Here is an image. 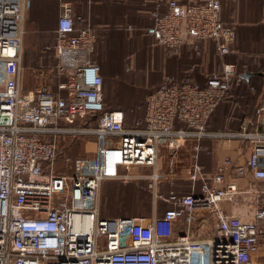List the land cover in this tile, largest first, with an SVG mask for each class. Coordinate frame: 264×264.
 Returning <instances> with one entry per match:
<instances>
[{"label":"built area","instance_id":"obj_1","mask_svg":"<svg viewBox=\"0 0 264 264\" xmlns=\"http://www.w3.org/2000/svg\"><path fill=\"white\" fill-rule=\"evenodd\" d=\"M28 6V0H0V264H256L255 247L264 240V91L237 130L211 131L209 117L231 81H240L235 65L223 63L202 84L166 75L146 95L142 118L125 124L121 109L103 111L95 30L64 1L54 41L45 46L54 64L31 69L36 79L49 72L60 79L58 89L38 81L23 92ZM220 8V0H156L147 32L174 52L186 46L199 53V43L212 40L217 53L228 54L235 31L221 21ZM67 136L94 142L92 151L73 158L70 175L53 168L58 139ZM206 138L210 172L197 163ZM221 139L248 149L232 180L216 157ZM187 140L192 160L182 164ZM144 166L152 169L154 202L168 206L154 203L145 216L102 215V183ZM248 172L258 182L249 187L256 206L246 219L224 203L245 191L239 180ZM175 177L191 181V190H158L159 179Z\"/></svg>","mask_w":264,"mask_h":264},{"label":"trees","instance_id":"obj_2","mask_svg":"<svg viewBox=\"0 0 264 264\" xmlns=\"http://www.w3.org/2000/svg\"><path fill=\"white\" fill-rule=\"evenodd\" d=\"M101 1L103 7L105 6L110 11L118 12L117 16L116 14L113 16L110 15L111 17L109 18V20L100 22V25H97L96 27L91 25L96 33L95 50L92 53V58L99 63L101 68V74L103 75V77H105V75H110L112 77L115 76L116 83L119 85L118 89L116 90V93H113L119 103H116V101L112 104L113 106H111L110 108H105L104 106L103 111L109 109H121L124 112L127 111V109H133L134 105H136V100L139 98V94L134 91V86L142 88L143 91L145 90L144 92H146V90L151 91L163 81L164 75L171 74L179 80L183 78H189L193 81L202 84L205 82L206 78L210 74L220 70H206L207 73L202 76L201 69L199 67L200 62L202 61L200 60L202 54H204L206 50L205 46V48L203 47L202 49H200V53H197L195 49L189 47L186 48L187 50H184L185 48H183L180 49L179 52H174L173 50H170L163 46L165 49L170 51V54H168V57L164 58V60L163 57H161L163 63L161 64V67H159V72L154 73L155 70L150 68L152 72L148 74V71L146 72L147 67L146 69L144 68L145 61L141 63L142 59H136L137 67L140 73L141 71H145L143 78L145 80L144 85H136L134 82L135 74L134 72H130V66L127 67V64H129L130 57L135 55L133 51L135 49V42L131 39L132 31L130 30L133 29V33H135V38H139L142 33L144 34H142L143 36H146L148 34L147 26H150L153 22V19L151 17V11L155 8L156 0H123V2H116L115 0ZM178 1L181 3H190L197 2L198 0ZM48 13L49 12L46 13V18L39 22L40 26L38 28L33 25L34 22L32 21V24L28 28V34H25V46L27 44H30V47H34L33 45L36 42L35 40L32 39L30 42H28V36L32 33L41 32L42 30H53V21L50 20L51 14ZM84 23L86 22L84 21ZM225 24L230 25L228 23ZM230 26L232 27V25ZM204 43L211 45L210 49L209 46H207V49H209V58H214L215 55L213 54H216L218 56L226 55L217 53L214 41L206 40V42ZM39 47L40 49L37 52L38 57L35 60V64L31 65V67L47 70L54 64V59L51 57L50 52L45 49L44 43H41ZM249 51L254 50L250 49L248 51H241L239 53H248L249 59L253 56L255 60L248 61V58L237 59L238 56H236V53L231 56L229 55V58H225V60L231 59L234 63H236V75L240 76V81H231L229 89L218 102V107H216L217 109L215 108L216 110L214 109L215 111H213V113L211 114V118L207 122V128L214 130H233V128H235L236 130L238 128L240 120L249 116L248 114L251 110V103L256 99L257 95L260 93L262 87L261 81H264L262 80L264 79V75L258 74V72H264V55H258L259 51L256 52L258 54H253ZM214 59L216 60V58ZM158 60L159 59H157V61ZM209 63L211 65H215L220 64L221 61L219 58V61L217 59V61H209ZM165 69H167L169 73L161 74V70L165 71ZM244 71H250L253 74L246 79L242 76V73ZM52 78L56 79V77L53 74H50L49 72L47 80H37L40 82H45L52 90L55 91V83H48V81H50V79ZM158 80H160V82L156 85V82ZM121 95L122 98L120 99L119 97ZM143 113L144 110L141 116L137 119H134L133 121L135 122L136 120H140L143 116ZM124 114L126 124V112H124ZM134 122L132 124H134Z\"/></svg>","mask_w":264,"mask_h":264},{"label":"rangeland","instance_id":"obj_3","mask_svg":"<svg viewBox=\"0 0 264 264\" xmlns=\"http://www.w3.org/2000/svg\"><path fill=\"white\" fill-rule=\"evenodd\" d=\"M148 27V26H147ZM131 32V39L132 41L135 42V49L133 50L135 53V60L134 56L130 57L129 64H127V67L130 68V72H134L135 78L134 82L136 85L143 86L145 80L144 78V73L145 71H140L138 70L137 67V60L136 59H142L141 63L145 61L144 63V68L148 71V74L152 72L151 69H154L155 72H159V67H161V64L163 63L161 60V57L164 58L168 57L167 55L170 54L167 49H165L161 44H158L154 38L151 37V35H146L143 36L142 34L140 37L135 38V33H133V29L130 30ZM28 29H26L25 34H28ZM38 33V35H37ZM35 40V44L33 45L34 47H30V44H27L26 46L24 45V40L25 36L23 39V69H22V78H21V90L23 92H26L28 90H31L34 88L36 84H38V80L33 76L32 74V67L31 65L35 64V60L38 57L37 52L40 49V44L44 43V46L52 44L54 41V33L52 29L49 30H42L41 32H35L32 33L31 35L28 36V42L31 40ZM34 42V41H33ZM209 44L206 45V50L205 53L202 54V57L200 60V69H201V74L202 76L207 73L206 70L211 71V70H218L221 69V65L223 63H233L231 59L225 60V58H229L231 55H234V53H228L223 56H218L216 54L214 58H209L208 53L209 49H207ZM251 46V45H250ZM233 48V45H232ZM25 49V50H24ZM252 50L254 51H249L252 52L253 54H258V55H264V41H260L259 43L255 44L254 47H252ZM259 51V52H258ZM50 52V51H49ZM258 52V53H256ZM200 53V52H199ZM230 55V56H229ZM249 54H240L237 53L236 56L237 59H247L248 61L255 60L254 57H250L249 59ZM159 59L157 61V59ZM220 61V64H213L211 65L209 63L213 61ZM158 63V64H157ZM208 63V65H207ZM168 65V64H167ZM214 67V68H213ZM128 69V68H127ZM150 70V71H149ZM128 71V70H127ZM163 73H169L167 69L161 70V74ZM171 73V71H170ZM171 75V74H169ZM102 79H103V103L105 108H110L113 106L112 104L115 103L116 97L114 96L113 93H116V90L118 89V84L116 83V77L115 76H106L103 77L101 74ZM166 76V75H164ZM163 76V77H164ZM146 77V76H145ZM149 78V77H147ZM47 80V79H46ZM60 81V79H59ZM58 79H50L48 83L56 85L57 87V82H59ZM160 82L158 80L156 82V85ZM41 83V82H40ZM134 84V83H133ZM134 84V85H135ZM51 86V85H50ZM50 88V87H49ZM136 93L139 94V98L136 100V105H134L133 109H127L126 116H127V122L126 124H132L134 119H137L141 116L144 108H145V98L146 95L148 94L149 90H146L144 92L142 88L134 86ZM150 92V91H149ZM120 99L122 98V95L119 97ZM121 102V101H120ZM116 103H119L117 101ZM192 141V140H191ZM191 141L187 140V146L184 147V152L185 155L187 156V159L183 161L184 163L182 164H188L190 162V159L192 160V151H191ZM210 141V140H209ZM58 144H59V154L55 158L53 162V168L55 171L60 172L62 174H71V166H72V160L75 156L85 154V152H90L94 149V142L93 140H86L82 138H76V136H67V138H59L58 139ZM211 144V141H210ZM210 144H206L210 148ZM189 150V151H188ZM204 153L207 151V148L202 150ZM219 155V154H218ZM151 168L148 166L144 167H134L131 169V175L127 179H113V180H105L100 189V212L104 216H145L149 215L152 212V209L155 206L158 207L160 210L167 207L168 205L165 203H162L160 201L154 202V195H153V189L150 184V178L148 177L149 173L151 172ZM134 174H137L138 177L133 176ZM176 181H179L178 178H167V179H159L158 181V190L161 192H166L169 189L172 188V184ZM187 180H180L179 182L185 183ZM184 186H187V182L183 184ZM181 191H184L183 188H179ZM243 189L246 190L243 186ZM184 193V192H182ZM248 193V192H245ZM202 227L200 231H203ZM264 243V241H262ZM264 245V244H262ZM254 261L256 264H264V246L260 248V250L256 253L254 256Z\"/></svg>","mask_w":264,"mask_h":264},{"label":"crops","instance_id":"obj_4","mask_svg":"<svg viewBox=\"0 0 264 264\" xmlns=\"http://www.w3.org/2000/svg\"><path fill=\"white\" fill-rule=\"evenodd\" d=\"M28 1H29V6L27 7L25 13V31L30 27L32 21L34 22L33 25L36 28H38L40 26L39 22L46 18L47 12H49L48 14H51L50 20L53 21V27H54L53 30H54L56 27L57 18L60 11V5L64 1L71 3L74 14L80 15L87 24H89L90 26L92 25L94 27L100 25V22L109 20L111 16L115 14L117 16L118 14V12L110 11L105 6L103 7L101 0H28ZM115 1L123 2V0H115ZM220 4H221V8H220L221 20L225 23L232 25L235 31V40L233 43V48L231 53L237 54L241 51H248L252 49V47H254L255 44L259 43L260 41H264V0H220ZM204 42L201 41L199 43L200 49H202L204 46L206 47L205 44H207L208 42L207 43ZM183 48H185L184 50H187L186 46L182 47L181 49ZM233 64L235 65L236 63L233 62ZM261 86L262 87L260 93L257 95L256 99L251 103V110L250 113L248 114L249 116L253 114L254 108L259 102L261 93L262 91H264V81H261ZM210 118L211 116L209 117V119ZM242 120H240V122ZM208 130L223 131V130H214L209 128ZM229 131H235V128ZM206 144H210V141L207 138L202 140V145H203L202 150L207 148V151L204 153L201 150L198 153L197 163L203 165L205 171L210 172L212 170V155H213L212 142L210 144V148ZM216 151H217L216 152L217 160L218 162H220V164L223 167L225 177L228 178L229 180L234 179L235 173L233 166L237 163L244 162L248 155V149L246 147V144L236 140L221 139L217 143ZM181 154H182V161H185L187 159L186 156L187 154L185 155L184 150L182 151ZM179 181H176L172 184V189H174L177 193L189 192L191 190L192 187L191 181H186L187 186L183 185L186 182L181 183ZM253 182H258V181L254 180L249 172L246 173L245 176L239 180V184L247 189L244 192L236 195L232 200L228 202L226 201L224 203L225 209L228 213L241 215V217H244L246 219L251 218L252 212L256 206L255 193L251 190L252 188L251 185ZM193 185L195 186V190L197 191L200 187V182L196 181L195 183H193ZM179 188H183L184 191H181ZM199 215H200L199 220L201 221L204 212L199 213ZM200 226L201 225H198L197 228H199ZM262 241L264 240H261L260 243L256 245L255 255L260 250V248L264 246L262 245L264 244L262 243Z\"/></svg>","mask_w":264,"mask_h":264},{"label":"water","instance_id":"obj_5","mask_svg":"<svg viewBox=\"0 0 264 264\" xmlns=\"http://www.w3.org/2000/svg\"><path fill=\"white\" fill-rule=\"evenodd\" d=\"M253 73L252 72H250V71H244L243 73H242V76L244 77V78H248L249 76H251ZM258 74L259 75H264V72H258Z\"/></svg>","mask_w":264,"mask_h":264}]
</instances>
